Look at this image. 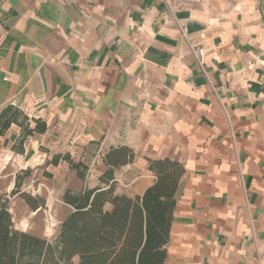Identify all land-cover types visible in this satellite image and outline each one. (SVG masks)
I'll return each mask as SVG.
<instances>
[{
    "label": "crops",
    "instance_id": "0c3cea01",
    "mask_svg": "<svg viewBox=\"0 0 264 264\" xmlns=\"http://www.w3.org/2000/svg\"><path fill=\"white\" fill-rule=\"evenodd\" d=\"M169 1L0 0V113L46 129L0 136V188H64L61 226L67 193L141 198L176 162L164 264H264V0Z\"/></svg>",
    "mask_w": 264,
    "mask_h": 264
},
{
    "label": "trees",
    "instance_id": "16d2710c",
    "mask_svg": "<svg viewBox=\"0 0 264 264\" xmlns=\"http://www.w3.org/2000/svg\"><path fill=\"white\" fill-rule=\"evenodd\" d=\"M33 123L31 128L26 116L8 107L0 113V136L12 125L23 128L25 136L44 133V124ZM112 156V162H123V150ZM63 160L77 171L84 169L68 157ZM149 170L156 182L141 198L116 196L113 188L85 190L79 196L67 193L64 202L74 211L53 242L15 230L6 202H0V264H73L76 259L77 264H164L182 169L178 163L164 160L150 162ZM79 177L84 176L79 173ZM26 202L36 209L32 200ZM107 204L109 210H105Z\"/></svg>",
    "mask_w": 264,
    "mask_h": 264
},
{
    "label": "rangeland",
    "instance_id": "374dc122",
    "mask_svg": "<svg viewBox=\"0 0 264 264\" xmlns=\"http://www.w3.org/2000/svg\"><path fill=\"white\" fill-rule=\"evenodd\" d=\"M23 130V128H22ZM29 137V136H26ZM39 151V157H42V162L37 164H41L42 168L46 167L48 172H52V168L49 167V165L52 164V161L54 159L53 151L51 152L48 149L38 150ZM65 157V156H64ZM33 155L30 154V151L26 153V163H30L32 161ZM29 161V162H28ZM53 165V164H52ZM46 173L48 181H51V178L49 177L50 174ZM64 178L66 177V170L63 169V172L60 173ZM51 183V182H50ZM51 185V184H50ZM52 186V185H51ZM0 188V202L7 204L9 212L13 209L14 203L16 201L19 202L20 207L17 211H15V214L17 217L12 216V221L14 225V229L22 232L27 233L31 236H35L37 238L43 239L48 242H53L60 232V224L59 222H56V220H53L51 218V213L53 211L54 206V200L59 197V192L61 189L64 188H46L44 191L38 190L37 188H14V194L11 195L12 191H6V189L1 190ZM57 190V191H56ZM30 198L36 203V205H39L41 207V210L38 212V214L34 217L30 215L29 205L27 204V200ZM26 206H25V203ZM56 206H59L57 203H55ZM58 208V207H57ZM50 227L52 228L53 232L50 234ZM46 230H43V229ZM44 233H47L46 235ZM73 264H77V261H73Z\"/></svg>",
    "mask_w": 264,
    "mask_h": 264
},
{
    "label": "built area",
    "instance_id": "2783aa9c",
    "mask_svg": "<svg viewBox=\"0 0 264 264\" xmlns=\"http://www.w3.org/2000/svg\"><path fill=\"white\" fill-rule=\"evenodd\" d=\"M163 1L165 2L167 7L169 8L170 13H172L174 10V6L170 3L169 0H163ZM180 35L184 41L188 42L183 28H180ZM194 54H196L198 61L201 63L202 62V56H203L202 50L194 51Z\"/></svg>",
    "mask_w": 264,
    "mask_h": 264
}]
</instances>
